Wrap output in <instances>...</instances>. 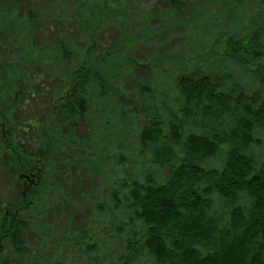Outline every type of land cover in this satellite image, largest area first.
<instances>
[{"label":"trees","instance_id":"16d2710c","mask_svg":"<svg viewBox=\"0 0 264 264\" xmlns=\"http://www.w3.org/2000/svg\"><path fill=\"white\" fill-rule=\"evenodd\" d=\"M22 3L0 0V74L27 82L10 99L0 92V264H264V66L237 95L208 71L181 72L172 110L140 129L137 158L115 155L100 190L91 173L108 138L89 118V92L105 97L129 76L134 45L206 24L215 7ZM222 48L245 63L235 37ZM75 234L80 256L66 247Z\"/></svg>","mask_w":264,"mask_h":264},{"label":"rangeland","instance_id":"374dc122","mask_svg":"<svg viewBox=\"0 0 264 264\" xmlns=\"http://www.w3.org/2000/svg\"><path fill=\"white\" fill-rule=\"evenodd\" d=\"M21 1L23 7L31 2ZM205 1L217 11L214 16L206 17V24L193 27L176 25L162 36L154 48H137L134 45L129 55V76L112 79L105 97L95 90L89 92V118L99 124L97 130L108 138L107 143L100 145L101 150L97 152L91 172L99 190L113 175L114 156L137 158L140 129L172 110L181 72L200 77L203 71H208L214 84L230 89L233 95L252 88L251 74L264 66V0ZM230 36L238 41L244 64L223 57L222 47ZM138 63L146 68L136 65ZM139 86L147 87L150 92H141ZM26 87V80L20 76L0 74V92H4L7 99L12 98L14 92L26 90ZM77 218L78 215L74 216L71 227L77 226ZM81 239L75 234L69 245L66 241L62 244L67 245L68 250L71 246L80 256ZM52 250H47V254Z\"/></svg>","mask_w":264,"mask_h":264}]
</instances>
